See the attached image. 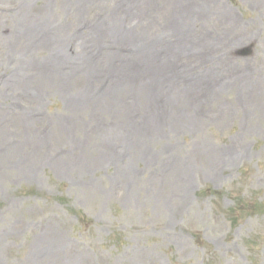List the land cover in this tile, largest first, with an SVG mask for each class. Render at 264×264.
Listing matches in <instances>:
<instances>
[{"label":"rangeland","instance_id":"obj_1","mask_svg":"<svg viewBox=\"0 0 264 264\" xmlns=\"http://www.w3.org/2000/svg\"><path fill=\"white\" fill-rule=\"evenodd\" d=\"M255 203L264 0H0V264H264Z\"/></svg>","mask_w":264,"mask_h":264},{"label":"trees","instance_id":"obj_2","mask_svg":"<svg viewBox=\"0 0 264 264\" xmlns=\"http://www.w3.org/2000/svg\"><path fill=\"white\" fill-rule=\"evenodd\" d=\"M257 210L258 209H263L264 210V204H258V205H256V207H255ZM199 240V239H198ZM198 242V241H197ZM198 243H200V242H198Z\"/></svg>","mask_w":264,"mask_h":264}]
</instances>
